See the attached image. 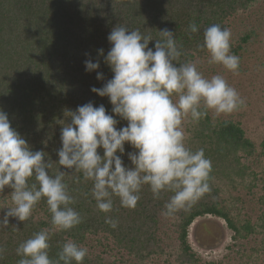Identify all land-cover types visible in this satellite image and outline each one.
Instances as JSON below:
<instances>
[{"label":"trees","instance_id":"16d2710c","mask_svg":"<svg viewBox=\"0 0 264 264\" xmlns=\"http://www.w3.org/2000/svg\"><path fill=\"white\" fill-rule=\"evenodd\" d=\"M262 1L0 0V109L33 151L46 152L45 159L53 161L52 174L59 168L66 172L64 182L76 199L72 207L83 217L74 228L59 230L52 224L46 199L36 205L28 220L10 217L8 226L0 227V246L6 250L0 264H17L21 259L17 247L41 230L51 234L49 256L53 259L58 258L63 244L72 240L88 249L83 264H156L154 259L162 258L170 246L163 239L168 222L175 235L177 262L202 264L188 244V229L195 219L205 216L223 220L232 232L230 248L235 251V261L257 264L264 255V213L255 218L245 213L239 193L253 195L261 181L249 160L257 155L264 157V136L257 147L231 120L214 118L209 111L198 123L189 117L184 123L186 143L193 151L203 148L211 160V190L190 211L182 210L171 217L163 212L173 193L162 192L156 199L148 185L143 186L135 208L121 207L119 198L113 197V211L104 213L91 195L93 182L56 162L62 147L61 128L70 122L64 115L67 110L75 111L91 101L95 106L103 104L112 114L109 99L91 88H101L114 75L98 56V49L107 54L112 46L107 37L117 24L139 29L154 39L160 38L159 30L173 31L182 48L180 62H194L200 71V63L211 58L201 47L204 30L213 24L230 30V19L248 14ZM190 23L197 25V33L188 31ZM255 35L251 29L237 39L231 36V52L238 55ZM154 44L149 42L153 50ZM86 53L94 62L100 60L98 71L104 74V80H97V72L85 70L84 61L89 58ZM115 118L120 121L118 128L127 126V121ZM124 147L121 158L126 166L133 167L128 153L137 150L128 143ZM98 152L103 155L102 148ZM34 182L33 177L29 183ZM12 191L5 187L0 192V218L9 210L7 207L13 206ZM260 191L256 200L259 208H264V182ZM106 216L117 219L118 227L113 229L105 223ZM92 243L99 247L97 252Z\"/></svg>","mask_w":264,"mask_h":264},{"label":"clouds","instance_id":"9594fccd","mask_svg":"<svg viewBox=\"0 0 264 264\" xmlns=\"http://www.w3.org/2000/svg\"><path fill=\"white\" fill-rule=\"evenodd\" d=\"M188 31L197 33L199 29L190 23ZM231 36L228 28L213 24L204 30L201 47L210 53L209 63L222 64L235 73L240 58L231 52ZM159 37L117 24L107 37L112 45L107 54L98 49V56L114 75L101 88H91L109 99L112 114L103 104L95 106L91 101L64 113L70 122L61 128L62 147L56 163L93 182L91 195L104 213L113 211V197L119 198L121 207L135 208L145 185L156 199L162 192L173 193L163 215L190 211L211 190L212 162L203 148L193 151L187 146L185 121L190 117L198 123L208 110L228 114L246 107L223 76L206 78L194 62H180L182 48L173 31L159 30ZM150 41H155L154 50ZM85 55L89 56L84 61L85 70L97 72V80H104L98 71L100 60L94 62L90 54ZM115 117L127 121V126L118 128L120 121ZM126 143L137 150L128 153L133 167L121 158ZM45 157V151L30 148L0 109V192L5 187L13 190V206L0 218V227H7L10 217L28 220L42 199H46L57 229L70 230L82 222L83 217L72 207L76 199L64 182L66 172L59 168L52 174L53 161ZM33 177L35 182L29 183ZM105 223L115 229L119 222L106 216ZM50 239V232L41 230L22 242L16 249L21 257L17 264H83L86 247L68 240L53 259L49 256ZM5 251L0 246V259Z\"/></svg>","mask_w":264,"mask_h":264},{"label":"rangeland","instance_id":"374dc122","mask_svg":"<svg viewBox=\"0 0 264 264\" xmlns=\"http://www.w3.org/2000/svg\"><path fill=\"white\" fill-rule=\"evenodd\" d=\"M229 25L233 39H237L238 36L251 29L256 32L253 40L237 55L240 58L238 72L234 73L222 64L209 63L211 58L200 63V72L206 78L214 75L223 76L245 100L246 107L228 114H217L214 110L208 111L214 118L227 119L239 124L246 137L258 147L264 136V0L248 14L230 19ZM249 164L261 181L257 189L253 191V195L240 192L239 196L243 201L244 212L255 218L258 214L264 213V208H259L256 200L261 194L260 185L264 182V157L257 155L249 160ZM231 236L232 232L223 220L205 216L195 219L189 227L188 244L202 264H225L227 262L239 264L233 259L235 251L230 248L233 244ZM163 239L170 246H167L162 258L154 259L155 263L179 264L176 260L175 235L169 222L164 229ZM92 246H95L94 250L97 252L99 247H96L95 243H92ZM257 264H264V255L259 257Z\"/></svg>","mask_w":264,"mask_h":264}]
</instances>
